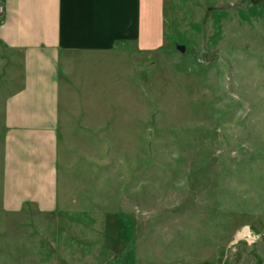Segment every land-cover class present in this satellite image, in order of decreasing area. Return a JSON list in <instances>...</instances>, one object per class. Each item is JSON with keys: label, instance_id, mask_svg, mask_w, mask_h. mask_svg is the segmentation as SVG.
Instances as JSON below:
<instances>
[{"label": "rangeland", "instance_id": "374dc122", "mask_svg": "<svg viewBox=\"0 0 264 264\" xmlns=\"http://www.w3.org/2000/svg\"><path fill=\"white\" fill-rule=\"evenodd\" d=\"M165 23L86 92L99 134L77 107L56 212L3 206L0 61V264H264V0H166Z\"/></svg>", "mask_w": 264, "mask_h": 264}, {"label": "crops", "instance_id": "0c3cea01", "mask_svg": "<svg viewBox=\"0 0 264 264\" xmlns=\"http://www.w3.org/2000/svg\"><path fill=\"white\" fill-rule=\"evenodd\" d=\"M165 3L0 0V61L9 67L14 85L4 103L7 211L21 212L32 204L56 212L60 138L71 133L82 112L77 107L90 113L83 126L91 133L99 134L110 122L101 117L99 100L86 92L98 89L106 73H130L121 65L132 48L148 53L163 46Z\"/></svg>", "mask_w": 264, "mask_h": 264}, {"label": "water", "instance_id": "95a60500", "mask_svg": "<svg viewBox=\"0 0 264 264\" xmlns=\"http://www.w3.org/2000/svg\"><path fill=\"white\" fill-rule=\"evenodd\" d=\"M256 1H258V0H254V2H256ZM2 13H3V10L0 9V16L2 15ZM179 49H180L182 52H184V50H185L184 46H180Z\"/></svg>", "mask_w": 264, "mask_h": 264}, {"label": "built area", "instance_id": "2783aa9c", "mask_svg": "<svg viewBox=\"0 0 264 264\" xmlns=\"http://www.w3.org/2000/svg\"><path fill=\"white\" fill-rule=\"evenodd\" d=\"M243 232H245V230Z\"/></svg>", "mask_w": 264, "mask_h": 264}]
</instances>
